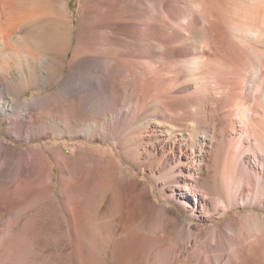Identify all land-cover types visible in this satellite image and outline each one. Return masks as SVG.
<instances>
[{
  "label": "bare ground",
  "instance_id": "1",
  "mask_svg": "<svg viewBox=\"0 0 264 264\" xmlns=\"http://www.w3.org/2000/svg\"><path fill=\"white\" fill-rule=\"evenodd\" d=\"M164 2L157 31L195 44L152 40L136 10ZM129 11L125 55L98 28ZM70 16L69 0H0V264H214L227 230L226 264H264V0H82L76 39ZM43 133L62 140L23 147ZM80 136L112 144L69 154ZM190 219L213 224L188 258Z\"/></svg>",
  "mask_w": 264,
  "mask_h": 264
},
{
  "label": "rangeland",
  "instance_id": "2",
  "mask_svg": "<svg viewBox=\"0 0 264 264\" xmlns=\"http://www.w3.org/2000/svg\"><path fill=\"white\" fill-rule=\"evenodd\" d=\"M94 1H98V0H94ZM122 2V0H120ZM166 3V2H164ZM170 4V3H169ZM81 6H82V0H69V16L73 18L74 20V24H75V30H74V34L75 37L74 39H76V32L77 29H79L80 26V11H81ZM168 3L165 4V8H161L160 6L157 7V9H155L153 6H149L147 4H143L141 5V7H139L136 11V15L138 16V14H143L145 15V22H144V26L150 25L148 26V31L150 33V36L152 38V40L155 41H159L161 42L162 40L166 39L167 43L169 46H179V45H184V43L186 44H195L196 43V38L194 37L193 34H188L189 36V40H185L186 38L184 37H169L167 35H164L162 32L157 31V29L161 26V22L164 20L162 19L163 16L164 18L166 17V15L164 14H170V11L168 10L170 7H168ZM133 11H129L127 13H124L122 15V20L120 22L112 20L111 18H109L106 22H105V27L101 26L99 27V31L105 33V35L109 38H114L111 39V42L115 43L113 44L112 48H114L117 51H120L123 54H127L128 52H130L131 49H134V47H132V45H130V41L134 40L135 35V30L131 29L129 26L124 24V17H131L134 19V15H132ZM161 21V22H160ZM160 23V24H159ZM159 26V27H158ZM108 30L109 33L106 31ZM106 37V38H107ZM116 37V38H115ZM116 40V41H115ZM75 42V40H74ZM16 47L19 48V50H22L21 45L19 44H15ZM154 52H158V49H154ZM72 58V51L70 50L69 53V59ZM140 59H145L144 57H141ZM33 70L35 73V76L39 77V81H41V77L45 75V73H43L42 67L40 66V64H35L33 65ZM69 71V67L67 66L65 68L64 73L62 74L61 78L65 77L68 74ZM4 87V85L0 84V88ZM56 87V84H52L51 85V89H54ZM46 90L44 89V85L39 83L37 86L35 87H31L28 88L23 95H21L23 98H27V99H31L32 102H35V98H37L39 95L43 94ZM123 104H119L117 105V107H111L108 109V112L110 114H116L120 109H124V110H128L129 107H125L122 108ZM1 108H0V118L2 120L3 125L5 126V121H6V116L1 115ZM18 110L13 111L12 115L14 117H18ZM44 137H40L39 139H34V140H29L28 144L23 145V147L28 148L29 146H39V147H43L46 145L51 144L52 142H59L62 139H59L57 137H52V135H46L45 133H43ZM8 139H10V137H7ZM33 138V137H32ZM64 139H66L69 143L68 147H66V149L68 150L69 154H75V151H77L78 147L77 144H88L96 149L100 148H105L108 147L110 144H112V141L110 139H101V140H97L95 138H87L85 136H80V137H65ZM75 146V147H74ZM251 159L253 160V158L251 157ZM140 178H142L141 175H138ZM171 193H173V191H171ZM167 204L171 205V206H176L178 207L180 210L184 209L182 208L180 205H176L173 202H166ZM258 211L261 212V209H257V208H244L242 211ZM189 212L185 213L186 215ZM232 216L233 217V211L229 214H227L226 216L223 217H218L214 220V222L218 225L221 224L222 221L227 220L228 217ZM191 221H193L192 223H201L204 224L202 227V230L200 231L199 234H197L196 236L193 237L192 239V243H190L188 249L185 251V256L190 258L192 256L191 253L195 252V246L196 243L199 242H206V239L208 238V234H210V230L212 228V222L210 220H205V221H198L195 219H190ZM206 227V228H205ZM205 229V230H204ZM231 231V232H230ZM229 232V233H228ZM227 234H228V239L226 238H217V240L211 245L209 246V255L212 258L213 263L214 264H226L228 258L233 256V230H227ZM201 236V237H200ZM199 237V238H198ZM205 238V239H204ZM199 240H203V241H199ZM195 241V242H194ZM218 242V243H217ZM57 246L54 247L51 251L56 252ZM59 252V250L57 251ZM252 256L254 255H258L255 252V249H252ZM191 256H189V255ZM262 260H264V252H262V255L259 256ZM60 264H65V261L62 260V262L60 261Z\"/></svg>",
  "mask_w": 264,
  "mask_h": 264
}]
</instances>
